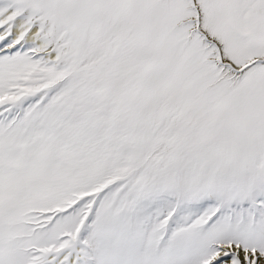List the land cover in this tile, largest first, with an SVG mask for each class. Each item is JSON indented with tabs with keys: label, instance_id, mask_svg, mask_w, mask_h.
Returning <instances> with one entry per match:
<instances>
[{
	"label": "snow or ice",
	"instance_id": "6c2138e0",
	"mask_svg": "<svg viewBox=\"0 0 264 264\" xmlns=\"http://www.w3.org/2000/svg\"><path fill=\"white\" fill-rule=\"evenodd\" d=\"M0 264H264V0H0Z\"/></svg>",
	"mask_w": 264,
	"mask_h": 264
}]
</instances>
